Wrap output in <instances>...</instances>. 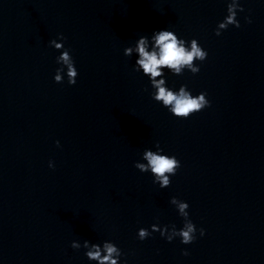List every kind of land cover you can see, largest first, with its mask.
Segmentation results:
<instances>
[{"label": "water", "instance_id": "95a60500", "mask_svg": "<svg viewBox=\"0 0 264 264\" xmlns=\"http://www.w3.org/2000/svg\"><path fill=\"white\" fill-rule=\"evenodd\" d=\"M239 2L240 27L217 36L228 0H0V264H96L74 239L112 240L127 264H264V0ZM161 28L208 51L199 72L167 75L207 93L187 118L123 54ZM57 33L72 85L52 78ZM157 142L181 162L165 188L134 166ZM172 196L205 235L139 240L182 226Z\"/></svg>", "mask_w": 264, "mask_h": 264}, {"label": "clouds", "instance_id": "9594fccd", "mask_svg": "<svg viewBox=\"0 0 264 264\" xmlns=\"http://www.w3.org/2000/svg\"><path fill=\"white\" fill-rule=\"evenodd\" d=\"M243 10L239 0H228L226 15L218 21L214 29L215 34L219 36L229 25L240 27L237 15L238 11ZM244 19L251 23V17L245 16ZM64 40L63 33H57L55 38L48 40L50 47L59 50V54L55 57L58 67L52 78L57 83L66 78L67 83L72 85L76 83L78 69ZM123 54L128 57L135 54L133 69L147 77L151 86L152 99L159 102L173 116L187 118L210 105L206 91L193 95L186 84L173 88L167 83L168 73L180 75L186 69L193 74L199 72L200 65L194 61H204L208 51L196 38L185 39L169 28L155 29L148 35H139L134 44L124 47ZM59 143L57 140L58 146ZM134 166L141 172H149L153 178L152 182L158 184L160 188H165L169 186L170 177L175 175L181 162L175 154L165 152L157 142L155 150L144 149L141 160L136 161ZM48 167H55L52 160L48 161ZM169 202L175 206L178 215L183 218L182 226L177 228L175 224L169 226L153 223L149 227H139L136 232L139 240H144L158 231L160 236L169 242L178 237L181 244H190L197 238V232L201 237L205 235V229L203 227L198 229L190 218L189 203L186 200L172 196ZM71 247L83 248L87 259L95 261L96 264H127V260L121 259L124 255L121 248L112 240L92 242L84 239L81 243L74 239L71 241ZM182 253L185 256L188 255V249H182Z\"/></svg>", "mask_w": 264, "mask_h": 264}]
</instances>
